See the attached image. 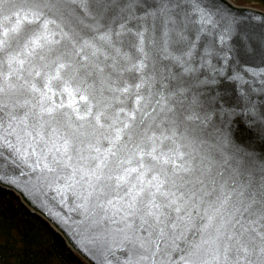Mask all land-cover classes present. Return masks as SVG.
<instances>
[{
    "label": "water",
    "instance_id": "water-1",
    "mask_svg": "<svg viewBox=\"0 0 264 264\" xmlns=\"http://www.w3.org/2000/svg\"><path fill=\"white\" fill-rule=\"evenodd\" d=\"M159 7L160 0H136L131 8L128 0H111L106 10L93 0L86 5L0 0V135L23 154L14 157L2 149L0 185L42 216L87 264H124L128 258L119 231L128 197L120 200L112 193L103 197L104 207H96L100 202L94 197L86 200L91 189L76 183L80 172L70 178L74 168L90 169L98 162L91 157H107L103 171L115 176L137 167L141 150L155 148L161 162L153 174L161 180L183 176L189 181L181 189L187 190L185 198L196 193L190 204L201 215L219 208L225 227L235 207L242 210L264 191V9L234 0H167L163 14ZM121 24L131 31L117 37ZM109 30L111 41L101 40ZM137 32H143L142 52ZM189 50L191 56L184 55ZM141 61L147 67L138 72L132 65ZM22 121L31 136L24 135ZM12 128L16 132L9 135ZM65 141L71 145V167H64L66 156L62 159ZM110 147L115 157L107 152ZM76 149H83L87 162ZM129 159L131 165L122 164ZM143 159L146 165L151 161ZM197 207L191 212L200 227ZM259 207L254 204L249 211L256 215L245 213L244 219L257 220ZM105 216L117 223L105 220L99 231L88 229ZM219 219L204 235L209 243L200 257L207 264H224L222 252L214 258L212 243ZM139 234L147 236L143 230ZM188 235L191 239V231ZM177 244L185 248L183 240ZM160 248L154 257L155 245L140 250L137 258L148 256L140 264H183L184 253L173 250L171 241ZM229 259L237 264L236 253Z\"/></svg>",
    "mask_w": 264,
    "mask_h": 264
},
{
    "label": "snow or ice",
    "instance_id": "snow-or-ice-1",
    "mask_svg": "<svg viewBox=\"0 0 264 264\" xmlns=\"http://www.w3.org/2000/svg\"><path fill=\"white\" fill-rule=\"evenodd\" d=\"M82 4H88L89 0H80ZM93 2L100 6L102 10H106L110 4L111 0H93ZM136 3V0H128V7L131 8ZM158 11L163 14L167 11V0H160V7ZM131 31L127 29L125 24L120 25V31L115 33L117 37L121 35L122 32ZM7 35V32H5ZM136 36L140 38L141 46L139 50L142 52V41L143 32L135 33ZM112 37L111 30L107 31L100 37L101 40L105 42H110ZM183 39V37H181ZM4 42L0 41V51L3 50ZM114 47V45H113ZM117 54H119V49H116ZM186 56H191V51L184 53ZM127 58V57H125ZM173 59L178 64H183L184 59L182 56H175ZM132 67L138 71H143L147 64L141 61L138 64H133ZM190 68H185L184 71H191ZM141 84H136L135 88H141ZM123 91L128 92L129 88H124ZM0 92H3V88H0ZM142 97H138L137 103ZM3 111V106L0 104V112ZM15 119V117H12ZM2 117H0V128L2 125ZM97 122H99V115L96 117ZM25 123V122H21ZM12 126L9 125V128ZM25 136H31L32 133L28 131L27 125L22 129ZM16 132L15 128L9 132L12 135ZM39 135V133H37ZM19 138V137H18ZM117 140H119V135H117ZM7 147L10 152V156L23 155L20 150L15 147L11 142L7 141L3 135H0V158L3 157L4 153L2 149ZM71 150V145L68 141L64 142L63 145V156L67 157L64 161V167H71L69 161L73 160V157L68 153ZM56 151H61L57 148ZM83 149H76L77 155L80 160L87 162V158L80 155ZM97 152L100 150L97 148ZM35 152V149L33 150ZM113 157L116 156V152L112 151L110 147L107 149ZM156 149L153 148L151 151L144 153L142 150L137 155L139 156L137 167H127L123 168L122 173L119 175H106L103 168L107 167L106 159L100 160L98 156L91 157L93 161H98L94 166L89 168L81 167L79 169L74 168L72 176L70 178H75L77 171L80 172L79 180L76 183L83 181L91 191H88L86 200L88 198H95L96 201L100 203L95 205L96 207H104L103 197L115 193L120 200L124 197H128L126 202V211L122 221H125L124 228L119 229L120 232L124 233V238L121 243V247L127 248V260L124 264H140L141 260L148 259L147 255H142L137 258L138 252L144 250L149 252L151 247L155 245V251L151 252L154 257L158 252L162 251L160 248V243L163 241L166 246L168 242L171 241V246L173 250H179L183 255L180 256V261L183 264H207L206 261H202L200 257V252L204 244H208L209 240L204 239L205 233H207L209 228L214 227V222L219 216V226L215 227L216 236L212 240V243L216 245L217 256L214 258L216 260L220 259L219 253L222 252L224 264H232L229 259V253L234 252L237 254V264L239 260H243L245 264H264V230L258 231L256 225H259L261 229H264V191L260 193L261 199H252L248 202L243 209L240 207H235L231 213L230 218L227 221L228 227H225V221L223 215L220 213V209L217 208L212 214L206 209L201 215L199 208L195 204H190L192 197L196 195L195 192H191L185 198L184 189L185 184L189 183L183 176H176L175 179L168 177L161 180L157 174H153L156 169V165L161 162V158L155 155ZM144 156L151 158V161H155L156 164L151 163V161L146 165L143 159ZM26 162V161H25ZM11 163H16L13 159ZM132 160L122 161V164L131 165ZM163 164H168V160H163ZM36 166H39L37 161ZM0 167H3L0 164ZM184 172L190 171L188 168L182 169ZM149 174H151L149 178ZM264 188V185H262ZM175 189V190H174ZM123 193V195H120ZM179 193V195H177ZM244 193L241 191L239 193L240 197H243ZM241 204H244L243 200H240ZM108 205H112V200L107 201ZM254 204H258L259 216L257 220H245V213L248 216L256 215V211H249L252 209ZM84 207V205H80ZM197 207L196 216L201 221V226L197 227L193 222L194 218L192 216L191 208ZM223 207V204H221ZM87 211V210H86ZM238 216V218H237ZM88 216H85L87 221ZM105 220L111 221V223H117V221L112 220L111 217L105 216L103 219H94L90 224L87 225L89 230L99 231ZM137 220L139 223H137ZM243 221V222H242ZM237 225L239 227L237 228ZM143 230L147 233L146 237L140 236V231ZM189 231L192 233V238H189ZM155 234V238L153 235ZM199 236L200 242H196V237ZM183 240L185 243V248L180 249L177 241ZM243 255L240 256L239 254Z\"/></svg>",
    "mask_w": 264,
    "mask_h": 264
},
{
    "label": "trees",
    "instance_id": "trees-1",
    "mask_svg": "<svg viewBox=\"0 0 264 264\" xmlns=\"http://www.w3.org/2000/svg\"><path fill=\"white\" fill-rule=\"evenodd\" d=\"M256 4L264 0H235ZM0 264H87L42 216L0 185Z\"/></svg>",
    "mask_w": 264,
    "mask_h": 264
},
{
    "label": "rangeland",
    "instance_id": "rangeland-1",
    "mask_svg": "<svg viewBox=\"0 0 264 264\" xmlns=\"http://www.w3.org/2000/svg\"><path fill=\"white\" fill-rule=\"evenodd\" d=\"M235 1V0H234ZM236 2V1H235ZM237 3V2H236ZM237 4H239V3H237ZM241 5H247V6H253V7H257V8H261V9H264L263 7H261V6H258V5H256V4H241Z\"/></svg>",
    "mask_w": 264,
    "mask_h": 264
}]
</instances>
